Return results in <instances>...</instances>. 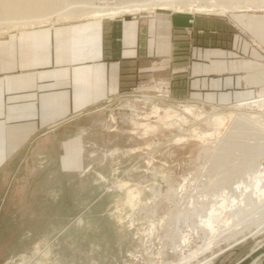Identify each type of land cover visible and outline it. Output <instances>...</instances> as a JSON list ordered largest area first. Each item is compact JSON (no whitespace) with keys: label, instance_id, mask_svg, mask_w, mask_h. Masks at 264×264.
I'll return each mask as SVG.
<instances>
[{"label":"rangeland","instance_id":"1","mask_svg":"<svg viewBox=\"0 0 264 264\" xmlns=\"http://www.w3.org/2000/svg\"><path fill=\"white\" fill-rule=\"evenodd\" d=\"M159 13L170 14L123 16ZM240 14L264 11L191 15ZM166 87L137 86L31 136L0 176V264H200L214 252L209 264H245L262 253L264 232L225 247L264 220V198L243 192L248 171L264 169V106H254L264 88L250 102L213 105ZM213 116L225 118L221 128ZM216 195L227 214L211 235Z\"/></svg>","mask_w":264,"mask_h":264},{"label":"crops","instance_id":"2","mask_svg":"<svg viewBox=\"0 0 264 264\" xmlns=\"http://www.w3.org/2000/svg\"><path fill=\"white\" fill-rule=\"evenodd\" d=\"M262 72L264 14L216 21L159 13L4 34L0 176L39 130L81 119L137 86L161 82L179 100L239 104L264 88ZM245 264H264V250Z\"/></svg>","mask_w":264,"mask_h":264},{"label":"bare ground","instance_id":"3","mask_svg":"<svg viewBox=\"0 0 264 264\" xmlns=\"http://www.w3.org/2000/svg\"><path fill=\"white\" fill-rule=\"evenodd\" d=\"M156 9L169 11L170 14L225 16L233 13L264 11V0H0V36L18 27L30 29L74 20H114L126 14ZM261 74L263 78L261 76L260 78L264 83V73ZM259 98L254 106H264V90L260 93ZM186 111L190 112L188 109ZM164 117L170 118L171 113L167 112ZM211 119L217 126L216 129H219L225 118L216 116ZM251 119L248 117L239 122L244 124L251 121ZM257 122L258 120H256ZM255 152L261 155L263 150H255ZM248 176V183L244 185L243 192L251 193L254 198L262 200L264 198V169H250ZM237 189L239 190L240 187ZM216 196L219 201L217 200L215 204L208 208V217L204 222L211 235L218 232V225L227 214L224 210L226 208L224 205L228 203L227 200L218 197L219 195ZM263 232L264 220L260 226L257 225L256 229L248 235L241 233L239 238L236 236L230 239L232 240L231 243L224 241L227 243L225 248L234 247L248 238L254 239ZM217 254L218 252L212 253L200 264H209Z\"/></svg>","mask_w":264,"mask_h":264}]
</instances>
